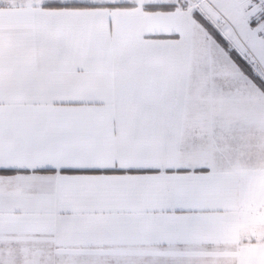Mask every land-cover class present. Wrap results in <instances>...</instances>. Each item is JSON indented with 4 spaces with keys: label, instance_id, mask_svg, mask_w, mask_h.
Listing matches in <instances>:
<instances>
[{
    "label": "snow or ice",
    "instance_id": "1",
    "mask_svg": "<svg viewBox=\"0 0 264 264\" xmlns=\"http://www.w3.org/2000/svg\"><path fill=\"white\" fill-rule=\"evenodd\" d=\"M0 264H264V0H0Z\"/></svg>",
    "mask_w": 264,
    "mask_h": 264
}]
</instances>
